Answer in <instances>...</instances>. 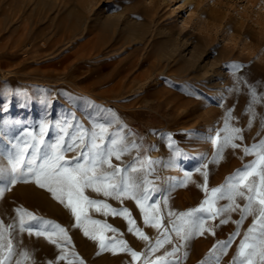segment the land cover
<instances>
[{"label":"rangeland","instance_id":"obj_1","mask_svg":"<svg viewBox=\"0 0 264 264\" xmlns=\"http://www.w3.org/2000/svg\"><path fill=\"white\" fill-rule=\"evenodd\" d=\"M232 63L243 66L237 75L246 80L238 93L227 91L234 84L229 68ZM250 87L256 88L258 96H264V0H0V105L8 108L0 115L21 122V126L13 125L14 134L42 118L55 121L66 113H74L90 128L88 117L96 111L86 101L112 108L143 137L145 149L155 146L154 150H141V156L167 162L171 150L161 134L172 133L183 152L177 158L178 166L166 168L162 163L149 177L159 187L167 188L170 180L183 179L184 171H192L195 183L172 192V211L198 207L205 198L197 187L203 177L195 167L203 162L202 154L211 159L215 149L209 140L200 137L215 135V129L223 127L227 109L233 110L232 123L244 130L243 145L264 139L260 123L264 100L253 105L256 118L252 120L246 111L251 102ZM185 90L195 94L187 95ZM18 91L27 95L19 96ZM69 96L74 99L69 100ZM42 98H46L44 103ZM75 155L69 152L67 158ZM135 155H126L122 161L113 158V163L123 166ZM242 156L241 149L229 148L218 164L210 163L208 188L219 187L253 159ZM86 194L106 200L113 207L121 206L91 190ZM17 207L65 227L72 240L68 247L85 264L144 262L143 255L132 261L127 252H101L98 241L74 227L69 210L35 183H18L4 193L0 198V220L13 223ZM123 207L131 211L136 225L154 242L158 233L143 223L135 202L124 200ZM90 215L118 229L122 236L117 238L125 240L133 251H146L145 241L127 231V221L122 217H105L94 210ZM238 218L239 212L231 214L232 220ZM251 223L252 217L244 221L241 236L221 257L220 264H231ZM234 230V224L229 223L217 228L215 236L205 233L191 240L178 253L182 257L184 251L188 252L181 264H199L217 240H226ZM13 242L17 253L29 252L25 264H47L59 254L43 237L14 231ZM165 247L171 250V246ZM163 251L154 253L153 258Z\"/></svg>","mask_w":264,"mask_h":264},{"label":"snow or ice","instance_id":"obj_2","mask_svg":"<svg viewBox=\"0 0 264 264\" xmlns=\"http://www.w3.org/2000/svg\"><path fill=\"white\" fill-rule=\"evenodd\" d=\"M242 67L237 63L229 65L234 78L233 86L227 89L229 93H238L240 85L246 83L245 77L237 75ZM7 91L11 92L10 89ZM16 94L27 95L22 91ZM185 94L195 93L185 90ZM249 94L251 102L246 111L254 120L256 112L253 105L260 104L264 96H258L255 87L249 88ZM45 99L42 98L41 103ZM73 99L69 96V100ZM86 104L96 111L94 116L88 117L90 128L77 120L74 113H66L55 121L42 118L30 128L14 134L13 125L21 126V122L0 115V198L11 186L35 183L69 210L75 221L74 227L81 229L84 236L98 241L101 252H127L132 261L143 255V264H181V259H186L188 252L184 251L182 257L178 253L188 247L191 240L205 233L215 236L217 228L232 223L235 230L226 240H217L207 256L199 262L220 264L221 257L227 253L236 237L241 236L244 221L252 217V223L243 233L231 264H264V139L250 146L243 145L244 130L232 123L234 116L231 108L224 113L223 127L215 129V135L200 137L209 140L215 149L211 159L202 154L200 159L203 162L195 167V172L203 177V183L197 184V187L203 190L205 198L198 207L175 212L169 205L171 194L179 187L195 183L191 179L192 171H184L183 179L170 180L167 188H161L149 179L162 163L166 168L178 166L177 158L183 152L177 146L173 134H161V139L166 141V147L171 150L168 161L152 160L147 155L141 156L140 152L154 150L155 146L145 149L143 137L129 128L115 110L96 105L93 101H86ZM7 111L6 106L0 105V113ZM252 120H249V126ZM260 123L264 127V117H261ZM229 148L233 151L241 149V159L248 156L253 159L228 176L225 183L209 189L208 165L218 164ZM69 152H75L76 155L67 158ZM133 152L136 155L123 166L113 163V158L122 161L124 156ZM87 190L118 201L121 206L113 207L106 200L91 198L86 194ZM157 194H160L159 198ZM124 200L134 201L143 223L157 231L154 242L136 225L131 211L123 207ZM220 201L227 203L220 205ZM92 210L105 217L119 216L126 220L127 231L145 241L146 251H133L125 240L117 238L122 236L118 229L106 220L93 219L90 215ZM165 210L167 224L164 222ZM234 212H239V218L232 220L231 214ZM15 213L13 223L5 224L0 220V264H13V261L14 264H25L29 259V252L17 253L13 242L14 231L27 233L29 237H43L54 245L59 254L47 264H58L59 261L85 264L68 247L72 245V240L65 227L23 207H17ZM218 218V223H210ZM107 232L115 235L109 237ZM174 240L177 243L174 244ZM166 245L171 246V250ZM161 249H164L163 253L153 258V254Z\"/></svg>","mask_w":264,"mask_h":264}]
</instances>
